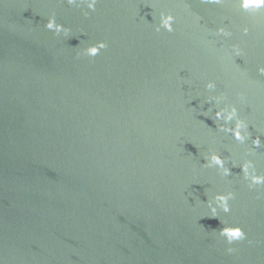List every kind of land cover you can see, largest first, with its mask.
I'll list each match as a JSON object with an SVG mask.
<instances>
[{"label":"water","instance_id":"obj_1","mask_svg":"<svg viewBox=\"0 0 264 264\" xmlns=\"http://www.w3.org/2000/svg\"><path fill=\"white\" fill-rule=\"evenodd\" d=\"M161 11L173 31L155 30ZM50 15L69 33L45 28ZM99 40L96 56L82 53ZM258 66L264 9L236 0H97L94 11L0 0L4 264H264V185L249 188L240 169L251 159L264 173ZM217 95L260 148L219 127ZM210 151L230 175L207 164ZM227 191L230 211L211 217L206 201ZM226 223L246 239L228 245Z\"/></svg>","mask_w":264,"mask_h":264},{"label":"clouds","instance_id":"obj_2","mask_svg":"<svg viewBox=\"0 0 264 264\" xmlns=\"http://www.w3.org/2000/svg\"><path fill=\"white\" fill-rule=\"evenodd\" d=\"M208 3L220 4L222 0H207ZM240 9L246 12H254L258 9H264V0H236ZM70 5L80 7L81 5L86 6L88 10H95L97 0H67ZM83 11V15L87 16L88 11ZM174 17L171 12L161 11L158 17V23L155 25V30L160 31L161 28L171 32L173 31ZM44 27L53 31L56 34H68L69 28L65 27L61 23H58L53 15H50L44 24ZM243 33L249 31L248 27L245 26L241 29ZM216 32L224 37L231 35L230 31L223 27H218ZM106 47V43L103 40L96 41L93 44H89L87 47L82 49V53L89 57L96 56L101 49ZM232 55H241V49L237 45H232ZM257 71L264 75V66H258ZM205 87L209 90L215 89L216 85L213 81L209 80L206 82ZM209 102L217 105L216 110L212 113L216 120H223L225 123L219 125L224 131L232 133L234 139L240 143H244L247 139L251 138V144L254 148H260L262 141L259 136L250 137L248 130V124L242 119L238 113L237 108L233 104H224L219 106L221 101L224 99L223 95L209 96ZM229 122L231 124L229 125ZM205 160L209 166L215 165L220 170L221 175H230V170L225 167L224 160L215 152H208L205 156ZM240 169L244 180L247 182L249 188L258 187L264 185V173H259L251 159H243L240 163ZM233 198L231 191L227 192H216L206 202L208 204L211 217H217L218 209L227 213L230 211L229 200ZM218 234L224 238L228 245H231L234 241H241L246 239V233L242 230L239 225L223 224L218 231ZM252 243V241H248ZM236 251L233 247H227L226 252L233 253ZM0 264H4L3 259L0 258Z\"/></svg>","mask_w":264,"mask_h":264}]
</instances>
